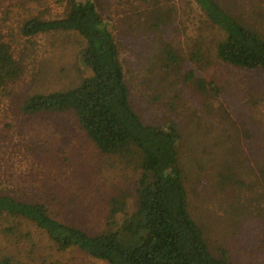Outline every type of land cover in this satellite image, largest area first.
I'll use <instances>...</instances> for the list:
<instances>
[{
  "label": "rangeland",
  "instance_id": "1",
  "mask_svg": "<svg viewBox=\"0 0 264 264\" xmlns=\"http://www.w3.org/2000/svg\"><path fill=\"white\" fill-rule=\"evenodd\" d=\"M235 2L243 8L235 14L252 15L264 36V0ZM97 6L115 38L132 108L145 125L173 122L179 131L187 210L208 250L215 257L225 250L231 264H264V183L257 173L264 167V71L219 61L222 35L193 0H97ZM64 13L58 0H0V33L23 68L0 93V191L44 204L56 220L96 234L108 229L107 204L120 191L128 194L126 213L135 210L139 171L101 154L71 114L21 111L27 96L78 80L77 34L24 37L20 30L31 17ZM165 45L183 59L178 69L159 60ZM195 45L207 56L205 66L188 60ZM191 69L214 80L219 93H197L184 80ZM21 223L0 218V228L17 226L14 235L0 233V261L107 264L74 248L58 251L35 226Z\"/></svg>",
  "mask_w": 264,
  "mask_h": 264
},
{
  "label": "trees",
  "instance_id": "2",
  "mask_svg": "<svg viewBox=\"0 0 264 264\" xmlns=\"http://www.w3.org/2000/svg\"><path fill=\"white\" fill-rule=\"evenodd\" d=\"M58 1L65 4L62 17H31L20 30L24 37L77 34L83 40L76 62L78 80L60 91L27 96L21 111L28 116L71 114L101 154L132 163L139 171L135 210L126 213L128 194L120 191L107 204L108 229L88 234L56 220L44 204L20 201L0 191V218L35 226L58 251L74 248L107 264H231L225 250L217 257L211 254L200 228L188 214L180 134L175 123L145 125L132 108L118 47L97 0ZM193 1L205 22L222 35L215 51L219 61L264 71V36L256 29L252 15L243 18L241 12L235 14L243 10L235 0ZM159 60L165 69H178L183 62L169 45L163 47ZM188 60L196 67L208 61L197 45ZM194 72L189 70L184 80L197 93H219L214 80L196 77ZM22 73L21 61L0 33V93ZM257 173L264 183V167ZM16 230L17 226H2L0 233L14 235ZM0 264L12 262L3 259Z\"/></svg>",
  "mask_w": 264,
  "mask_h": 264
}]
</instances>
